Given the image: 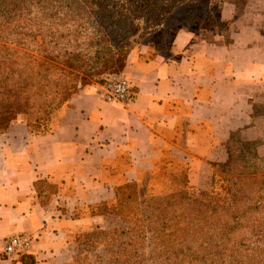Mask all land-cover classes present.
I'll use <instances>...</instances> for the list:
<instances>
[{"label": "crops", "instance_id": "crops-1", "mask_svg": "<svg viewBox=\"0 0 264 264\" xmlns=\"http://www.w3.org/2000/svg\"><path fill=\"white\" fill-rule=\"evenodd\" d=\"M252 1L229 15L227 40L179 29L168 56L132 53L123 74L133 102L110 103L93 85L46 133L18 121L0 135V264H69L77 234L102 228L91 212L128 187L145 194L186 170L191 186L208 190L234 134L264 146V114L254 109L264 101V14L261 24ZM13 235L32 238L31 250L6 254Z\"/></svg>", "mask_w": 264, "mask_h": 264}, {"label": "trees", "instance_id": "trees-1", "mask_svg": "<svg viewBox=\"0 0 264 264\" xmlns=\"http://www.w3.org/2000/svg\"><path fill=\"white\" fill-rule=\"evenodd\" d=\"M241 1L0 0V135L18 121L46 133L79 86L125 70L153 35L144 30L163 27L162 38L173 24L221 21V5ZM254 109L264 114V101ZM226 149L211 191L191 186L186 170L157 195L134 187L127 199L91 212H117L126 225L87 233L81 246L105 244L107 264H264V157L239 134ZM133 196L139 216L129 210Z\"/></svg>", "mask_w": 264, "mask_h": 264}, {"label": "rangeland", "instance_id": "rangeland-1", "mask_svg": "<svg viewBox=\"0 0 264 264\" xmlns=\"http://www.w3.org/2000/svg\"><path fill=\"white\" fill-rule=\"evenodd\" d=\"M247 2H249V0H242L240 3H232V2L223 3L220 7L221 21H218V20L217 21H213V20L209 21L208 20V21H204L203 23H201L199 25L198 24L197 25H195V24H193V25L173 24V25H171V27H169L167 29L166 33H164L162 38L159 37V34L162 33V30L164 29L163 27L156 34H154V32H156V28H154V27L148 28L149 30H144L142 32V34L153 33V35H151L152 37L147 36V40L146 41L143 40L142 43L138 44L137 47L132 51V53L144 51L147 53L146 55L150 56V57L168 56L170 53V49L172 47V44H173L175 31H177L179 29H188L190 31H194V32H198V33H201L204 31L205 32L209 31L211 33V37H210L211 40L210 41H212V42H217L220 40H223V41L227 40V35L229 34V31L231 30L232 24H233V23L232 24L230 23V21H232V18L229 15L233 14L235 9L238 10L239 7L243 8ZM252 3H255L254 6L257 9V12L259 14V16L257 17L258 22L263 24V17L261 16V14H264V0H253ZM223 8H226V10L224 11L226 17H224V18L229 19V21L224 19L222 16ZM227 10H229V12H227ZM219 35L222 36V38L219 39ZM131 40H133V38ZM36 43H37V45H41L43 43L41 36L36 37ZM152 55H154V56H152ZM122 73L121 72L111 73V74L106 75L104 78L106 79L110 75L122 74ZM105 79H104V81H105ZM89 83L91 84L89 86H93V85L101 86L104 82L99 84V85L94 84L93 81H90ZM89 86H85L82 88H81V86H79V89L82 90V89L87 88ZM257 147H256V151L258 152V150H259V154H261V157H264V146L260 147V149H258V150H257ZM218 167H220V164H214V168H218ZM219 179L220 178L218 177L217 178L218 184L216 186V191L220 190L221 182H219ZM163 183L168 184L169 182H166V181L156 182L154 187H153L154 190L148 191V195H150L149 193H151L152 191L155 194L161 193L163 188H164ZM134 189H135L134 187H128V190L124 191L123 194L121 196H119L118 200L127 199L128 196L132 194ZM208 190L211 191L212 188H210V186H209ZM140 202L141 201H137L136 196L135 197L133 196V199L130 202L131 204L129 205V210L133 214L139 212ZM101 208H103V207H101ZM101 208H99V210H97V212L100 214L103 213L102 212L103 210H101ZM130 215L133 217L132 214H130ZM99 216L103 217V220L101 223L102 228H98V229L88 231V232H81V233L77 234L76 244L72 248L74 251V260L72 262H70L69 264H107V261H106L107 246H105V244H101V243L100 244H98V243L94 244L93 242H89L86 246H81V244L84 243V239L86 238L87 233L97 231V230L113 231L115 229H118V228L126 225L125 221H127V218H124L123 216H119L117 212H114V213H108L107 212L106 215H99ZM136 216H139V213ZM132 220H133V218H132Z\"/></svg>", "mask_w": 264, "mask_h": 264}, {"label": "built area", "instance_id": "built-area-1", "mask_svg": "<svg viewBox=\"0 0 264 264\" xmlns=\"http://www.w3.org/2000/svg\"><path fill=\"white\" fill-rule=\"evenodd\" d=\"M100 87L105 100L117 105L129 104L137 96L131 81L123 73L108 76ZM32 243L33 239L26 235H13L5 239L4 252L9 255L28 253Z\"/></svg>", "mask_w": 264, "mask_h": 264}]
</instances>
